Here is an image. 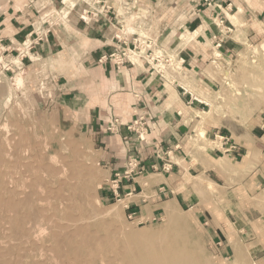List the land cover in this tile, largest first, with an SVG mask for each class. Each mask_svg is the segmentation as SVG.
<instances>
[{"label": "crops", "instance_id": "0c3cea01", "mask_svg": "<svg viewBox=\"0 0 264 264\" xmlns=\"http://www.w3.org/2000/svg\"><path fill=\"white\" fill-rule=\"evenodd\" d=\"M107 2L113 11L100 17L84 15L85 4L53 27L44 22L49 33L30 51L34 60L27 56L31 78L49 88L59 123L83 136L105 171L106 201L128 200L126 209L140 220L181 209L196 218L220 261L264 264V108L251 129L204 124L211 143L215 135L230 138L233 154L197 143L202 117L221 92L209 72L214 51L233 60L262 36L264 0H182L179 11L157 0H132L129 11L123 0ZM53 3L5 5L0 58L10 59L41 33L37 19ZM136 35L183 58L181 70L160 76L141 59L121 67L100 62L118 46V36L132 44ZM140 118L144 140L128 128Z\"/></svg>", "mask_w": 264, "mask_h": 264}, {"label": "rangeland", "instance_id": "374dc122", "mask_svg": "<svg viewBox=\"0 0 264 264\" xmlns=\"http://www.w3.org/2000/svg\"><path fill=\"white\" fill-rule=\"evenodd\" d=\"M15 1L24 0H0V12L5 8V5L10 2L12 4ZM94 1L69 0L65 2L64 0L65 4H63V0H54V3L43 10L38 17L37 31H47L46 28L44 29V22H51L53 27L56 23H61L63 19L68 17L71 8L74 9L76 6H83L87 3L93 5ZM127 1L132 2V0ZM157 1H160L163 8L172 5L177 10L181 7L182 0ZM85 6L83 11L87 9V5ZM163 11L165 10H161V13ZM168 11L167 9L166 12ZM177 13L180 14V12ZM175 17L177 16L174 15ZM125 25L128 30L132 28L129 21ZM246 48L248 51L246 49L241 56L233 60L225 58L220 49L214 51L213 61L215 63L211 64L209 72L218 82V89H221V92L216 94L218 97L217 102L211 105L208 114L203 115V123L198 128L197 143L198 147L203 150L206 149L207 145L214 146L208 135H206L205 128H203L206 123L218 125L221 130H225L223 128L225 126L236 131L254 128L259 123L261 110L264 108V30L262 36L256 42L248 44ZM18 49V52H12L10 59L0 58V131H3L0 133L1 148L10 150L13 147L7 137L10 133L23 134L27 136L26 138H28L31 147L37 149V151L38 149L45 150L49 157L52 156L51 160L57 165L56 167L63 169L61 173L63 178L70 177L73 167H78V165L88 167L97 186L95 185L96 189L88 196L87 201L89 204L87 203V206L91 205L88 206L90 211L93 212L94 210L96 213H101L98 215V221H107L111 224L118 231V234L120 232L119 236L123 240H133L138 237L137 235L144 238L150 233H164L170 230L168 214L155 220L153 218L140 220L126 209L128 200L106 201L104 199L102 192L109 183L105 171L94 159L93 153L83 136L75 135V132L72 135L68 134L69 131L59 123L56 115V100L53 95L48 96L49 88L43 81L31 78L32 72L26 69L27 56L33 60L35 57L22 44L18 46ZM20 52H24V54ZM19 78L22 82L17 84ZM14 119L16 120L14 121ZM15 126L17 127L14 128ZM22 126L23 128H21ZM202 130L205 132L204 138L199 135ZM6 131L9 132V135ZM173 212L183 220L182 230L185 234L187 233L186 244L188 248L193 249H190L191 251L195 250L198 253L201 264H232L230 261H220L213 254L211 245L204 234V229L197 223L194 216L181 209L173 210Z\"/></svg>", "mask_w": 264, "mask_h": 264}, {"label": "bare ground", "instance_id": "6f19581e", "mask_svg": "<svg viewBox=\"0 0 264 264\" xmlns=\"http://www.w3.org/2000/svg\"><path fill=\"white\" fill-rule=\"evenodd\" d=\"M9 136L13 147L0 145V264H201L172 210L170 230L123 240L87 206L97 186L88 167H73L63 178L52 156L31 147L27 136Z\"/></svg>", "mask_w": 264, "mask_h": 264}, {"label": "built area", "instance_id": "2783aa9c", "mask_svg": "<svg viewBox=\"0 0 264 264\" xmlns=\"http://www.w3.org/2000/svg\"><path fill=\"white\" fill-rule=\"evenodd\" d=\"M125 3V10L129 11L130 3L127 0H123ZM89 9L83 11L84 15H89L91 17H100L105 13H110L113 11V6L105 0H95L93 5L87 3ZM100 6V7H99ZM120 14L116 12L115 18ZM88 17L82 16L83 21H86ZM121 24V22H118ZM49 31H43L37 33L36 37L33 39H27L23 42V46L29 50V52L43 40L44 35H47ZM118 46L110 54H103L100 62L108 63L112 62L118 67L124 66L127 63L135 64L137 60H145L150 66H153V70L156 71L160 76L165 75L167 72L173 71L178 72L181 70L184 59L180 58L179 55H174L172 53H167L164 50H157V41L152 37L147 35H136L132 41V44H129L124 37L118 36ZM220 46V43L218 44ZM21 53V52H20ZM19 53V55H20ZM21 54H24L22 52ZM198 101L197 98H195ZM114 123H118L116 120ZM143 119H137L134 121L128 128L135 131L138 134V137L141 140H144L145 130L143 129ZM110 130L113 131V128L110 127ZM212 144L216 148L224 150L226 154H233L237 150V146L231 144L230 138L222 135H215L212 139ZM130 166L133 168L136 166L133 162L130 163ZM142 172L140 171V174ZM161 191H164V188H161Z\"/></svg>", "mask_w": 264, "mask_h": 264}]
</instances>
